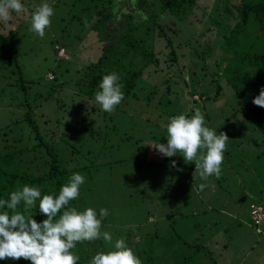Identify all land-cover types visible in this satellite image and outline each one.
Wrapping results in <instances>:
<instances>
[{"label":"rangeland","instance_id":"1","mask_svg":"<svg viewBox=\"0 0 264 264\" xmlns=\"http://www.w3.org/2000/svg\"><path fill=\"white\" fill-rule=\"evenodd\" d=\"M34 1L37 4L45 2ZM78 1L46 0L54 8L55 14L51 17V27L46 29L44 38L41 39L29 30L32 10L6 38L7 52L14 53L17 60L0 56V129L22 115L24 108L18 103L25 97V93L29 98L34 93L49 94L42 102L40 98H35L38 106L33 114L46 137L54 138L58 143L65 155L64 164L68 167L83 160L81 153L76 152V156L72 150L70 142L73 139L64 134V131L79 117L78 108H90L96 102L95 95L90 99L88 96H81L80 83L86 78V72L81 67L82 63L74 58L77 52L70 58V54L65 51L60 57L55 48V44L59 43L68 45L67 41L73 43L70 46L80 45L73 35L80 26L76 31L69 30L75 24L68 19L69 12L78 10ZM233 1L238 0H227L229 5ZM224 2L226 0H204L199 5L188 8L191 10L186 11L189 18H185V23L197 26L196 33H200L205 27L203 21L197 23L198 18L201 16L210 22L217 16L219 21V8ZM120 3L126 5L128 2L120 0ZM213 7L217 8L218 15L209 14ZM203 10L207 11L204 17ZM211 32L214 38L213 31ZM152 41L151 36L146 37L147 45H151ZM180 49L184 53L182 60L187 63L188 68L184 70L186 83H177L173 76L170 82L173 89L181 88L180 99H185L184 104L171 101L169 106L165 104L159 107L161 116L157 114L152 121H147L146 117L135 111L116 107L113 113H108V131L103 130L98 140L88 139L86 144L90 142L99 152L98 166L94 165L90 169L95 174L87 179L85 186L88 189L83 193L90 202L88 207L97 208V215L98 207L108 210L101 230L110 232L113 241L125 238L143 264H226V261L232 260V264L239 261H243L242 264H253L250 258H245L250 252L261 255L260 261L254 264H264V232H255L250 216V204L258 200L259 196L264 201V177L261 176L264 173V154L256 156V153L264 149V140L260 139L264 137V133L242 111L233 112L230 118L221 119L231 107L225 112H222L223 108L219 109V104L203 107L197 103L190 107L193 100L202 103L195 93H190L192 84L204 82L209 85L212 82L209 76L202 78V58L194 55L188 45L180 46ZM74 51H77L76 48ZM62 57L70 59L69 62L65 63ZM138 58L140 55L136 56ZM126 61L127 59L124 60L125 63ZM77 68H80V72L76 71ZM127 68L126 63L125 70ZM48 71H53L56 79H48ZM106 74L108 72H104L103 76ZM148 75L150 78L145 76L142 80L145 93L153 88L154 83V75ZM21 85H26V88H21ZM48 86L54 89L51 91ZM161 87H164L163 83ZM80 96L82 103L78 102ZM154 96L156 99L160 92ZM130 100L125 105L126 108H132L134 106L131 104H136L133 98ZM100 108L91 109L85 116L102 112ZM197 108L204 113L208 127L216 129L217 133L225 132L230 138L222 175L219 179L212 176L207 182L202 181L198 174L193 176L194 162L185 163L181 168L178 167L176 158L173 159L176 161L175 167L172 163L164 161L160 164L158 160L151 158L152 155L160 159L162 156L151 146H155L152 141L145 138L156 140L166 137L167 127L163 123L169 122L173 117L171 110L178 111L177 115L187 111V116L191 117ZM162 116L164 120H161ZM95 117L96 121H101L99 116ZM105 132L110 134L105 136ZM166 143L167 140L164 144ZM86 161L85 158L83 162L87 163ZM178 168L182 171H178ZM201 183H207L208 186L200 190ZM260 186L262 193L259 192ZM159 192L162 194L157 200ZM78 248L89 253V261L97 252L109 250L102 239L78 242L73 251ZM156 251H160L159 259L153 257Z\"/></svg>","mask_w":264,"mask_h":264},{"label":"trees","instance_id":"2","mask_svg":"<svg viewBox=\"0 0 264 264\" xmlns=\"http://www.w3.org/2000/svg\"><path fill=\"white\" fill-rule=\"evenodd\" d=\"M125 1L128 2L126 5L121 4L120 0H79L78 10L69 12L68 19L75 24L69 30L76 31L80 26L73 34L80 45L70 46L73 43L67 41L68 45L59 43L55 44V48L58 56L63 54L59 53L61 48L63 52L70 54V58L74 52H77L74 58L82 63L81 67L86 72V78L80 83L81 96L93 98L97 92L95 89H99V81L103 73L116 72L120 75L124 92V99L117 108L135 111L138 115L146 117L147 121H152L157 114L162 113L158 111L159 107L168 105L171 101L180 105L184 104L185 99H180L181 88L173 89L170 78L173 76L177 83H186L184 70L188 68L187 63L182 60L184 53L180 46L188 45L195 53L194 55L203 60L202 78L209 76L212 82L209 85L204 82L192 84L190 93H195L202 103L193 100L190 107L197 103L203 107L206 105L214 107L219 104V109L223 108L222 112L231 107L228 114L221 119L230 118L233 112L242 111L254 126L264 133V107L256 106L252 102L259 94L260 88L264 86V0H238L231 2L230 5L226 0L219 8L221 12L219 21L217 16L210 22L202 19L201 16L198 18L197 23L203 21L202 24L205 27L200 33H196L197 26L188 25L184 20L189 18L186 16V11L190 12L191 9L188 8L199 5L204 0ZM22 2L26 11L20 14L13 13L12 21L7 24L0 22L1 57L7 56L9 59L17 60L14 53L7 52L6 38L17 29L27 14L40 5L34 0H22ZM216 11H218L217 8L213 7L209 14L218 15ZM206 14L207 11L203 10V17ZM211 31L214 38L210 34ZM147 36L153 39L151 45L146 44ZM84 46H87L86 49ZM75 48L77 51H74ZM137 55H140V58L136 59ZM62 58L65 60V57ZM125 59L128 64L126 70ZM69 60L66 59L65 63ZM79 69L77 68L76 71L80 72ZM192 72L195 73V70ZM53 73L48 71L47 78L56 79ZM148 74L154 75L152 77L154 83L153 88L145 93L142 80L145 76L149 77ZM162 83L164 87H161ZM177 83L173 84L178 85ZM21 88H26V85H21ZM47 88L51 91L54 89L51 86ZM158 92L160 96L155 99L154 95ZM48 96L49 94L39 92L29 98L25 93V97L18 103L24 108L22 115L0 129V199H10V193L22 189L25 184L39 187L42 196L50 193L58 195L61 186L68 182L69 177L79 172L85 176V183L79 189V199L71 201L69 206L83 211L90 204L83 194L88 189L85 186L86 181L95 174L90 169L94 165L98 166L99 155L90 142L86 143L89 138L98 140L103 130L108 131L107 121L110 115L102 110L90 117L85 116L89 111L91 112V109L100 108L96 102L92 103L90 108H78L79 117L66 127L64 134L73 139L70 142L72 150L75 153H81L82 160L86 158L87 163L82 161L68 167L64 164L65 155L59 149L58 143L54 138L46 137L33 114L38 106L35 100L40 98L42 102ZM81 96L78 101L80 103H82ZM130 98H133L136 104H131L134 106L132 108H126L125 105L131 101ZM177 112L171 110L173 116L177 115ZM188 113L185 112L186 115ZM95 116H99L101 121H96ZM161 118L164 120L163 116ZM167 122L163 123L164 127H167ZM109 134L110 132H105L104 135ZM145 138L150 139L154 145L165 143L167 140L166 137L156 140L150 137ZM260 139L263 141L264 137ZM263 150L256 153V156L261 157L264 154ZM77 153L76 156H78ZM174 158L178 161V167L183 168L185 162L179 154L173 157L162 156L159 162L161 164L166 161L170 164ZM261 176L264 177V173ZM259 192L262 193L261 186ZM161 194L162 192L157 194V200ZM169 194L171 195V192ZM261 198L259 196L258 200L253 202L264 206ZM38 204L39 201H37V208L29 209L26 215L31 214L37 222H41L47 217L40 213ZM22 207L21 204L20 208ZM3 210H7L6 207ZM263 223L264 220L261 227ZM252 224L255 226L253 222ZM253 228L257 232L256 227ZM262 231L264 232V228L259 233ZM74 252L80 256L78 264H89L88 252L80 251L79 248ZM159 255L160 251H156L152 256L159 259ZM0 264H31V261L24 258L3 259L0 260Z\"/></svg>","mask_w":264,"mask_h":264},{"label":"clouds","instance_id":"3","mask_svg":"<svg viewBox=\"0 0 264 264\" xmlns=\"http://www.w3.org/2000/svg\"><path fill=\"white\" fill-rule=\"evenodd\" d=\"M24 11L22 0H0V22L7 24L12 21L13 13ZM54 14V8L45 0L32 12L29 30L44 38ZM99 89L95 93L96 103L103 111L113 113L124 99L120 75L116 72L104 75ZM252 102L264 107V86ZM166 138V144L149 145L161 156L179 154L186 164L194 162L193 176L198 174L202 181L207 182L212 176L220 178L230 138L227 133H217L216 129L208 127L199 108L191 117L186 114L173 116L167 124ZM172 165L175 167L176 161L173 160ZM84 183L85 176L75 172L61 186L58 195L42 196L39 187L25 184L22 189L12 191L10 199H0V260L24 258L31 264H78L80 256L73 251L76 244L102 239L109 250L97 252L89 264H143L125 238L113 241L110 232L101 230L102 221L108 215L106 208H100L98 216L92 207L78 211L69 206L71 201L79 199V189ZM207 186L201 183L199 188L203 190ZM37 201L40 213L47 217L41 222L31 214L26 215L29 209L37 208ZM5 207L7 210H3Z\"/></svg>","mask_w":264,"mask_h":264},{"label":"built area","instance_id":"4","mask_svg":"<svg viewBox=\"0 0 264 264\" xmlns=\"http://www.w3.org/2000/svg\"><path fill=\"white\" fill-rule=\"evenodd\" d=\"M62 51V52H61ZM63 53V48L59 50ZM251 221L255 224L256 230H262L261 224L264 220V206L261 203L253 202L250 204Z\"/></svg>","mask_w":264,"mask_h":264},{"label":"crops","instance_id":"5","mask_svg":"<svg viewBox=\"0 0 264 264\" xmlns=\"http://www.w3.org/2000/svg\"><path fill=\"white\" fill-rule=\"evenodd\" d=\"M156 156V155H155ZM155 156H153L152 155V157L153 158H155V160L156 159H158V161L160 160V158L159 157H155ZM157 156H160V155H157ZM220 252V251H219ZM260 254H251V252L250 253H248L247 255H246V257L245 258H250V260H251V263H257V262H259L260 261ZM245 258H243V260H245ZM228 260V259H227ZM232 262H233V260L231 261V262H229V261H226V264H232ZM243 263V261L242 262H238L237 264H242Z\"/></svg>","mask_w":264,"mask_h":264}]
</instances>
